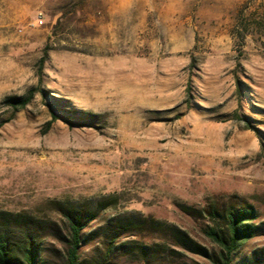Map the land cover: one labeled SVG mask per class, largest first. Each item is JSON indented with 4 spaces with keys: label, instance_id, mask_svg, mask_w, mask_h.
<instances>
[{
    "label": "rangeland",
    "instance_id": "obj_1",
    "mask_svg": "<svg viewBox=\"0 0 264 264\" xmlns=\"http://www.w3.org/2000/svg\"><path fill=\"white\" fill-rule=\"evenodd\" d=\"M100 203L80 264H217L230 207L264 264V0H0V214L67 264L58 209Z\"/></svg>",
    "mask_w": 264,
    "mask_h": 264
},
{
    "label": "trees",
    "instance_id": "obj_2",
    "mask_svg": "<svg viewBox=\"0 0 264 264\" xmlns=\"http://www.w3.org/2000/svg\"><path fill=\"white\" fill-rule=\"evenodd\" d=\"M33 97L34 94L30 93L24 98L11 97L7 102L12 108L19 111L25 108ZM108 206L106 203H100L97 209L60 206L58 211L67 234V237H63L67 264H80L79 251L82 244L86 242L84 232L89 224L98 218L100 210ZM210 214L214 225L209 227L206 233L219 249V257H215L216 262L217 264H231V258L238 248L248 241L256 231V225L253 222L256 213L251 208L230 207L223 211L214 210ZM125 226L136 228L137 224L131 223ZM100 230L104 231L105 228H100L98 232ZM36 233L31 224L25 220L0 214V264H38L41 246ZM124 234L126 231L120 236ZM170 235L178 244L191 248L188 238L179 237L174 233ZM100 236H102V246H104L107 256L120 249L115 245L117 237L112 232H104ZM138 251L146 255L144 249ZM123 253L129 254L127 251ZM136 253H138L137 250Z\"/></svg>",
    "mask_w": 264,
    "mask_h": 264
},
{
    "label": "bare ground",
    "instance_id": "obj_3",
    "mask_svg": "<svg viewBox=\"0 0 264 264\" xmlns=\"http://www.w3.org/2000/svg\"><path fill=\"white\" fill-rule=\"evenodd\" d=\"M5 152H6V151H3V153H5ZM5 154H6V153H5ZM7 154H9V152H8ZM7 154H6V155H7ZM22 157H23V156H22ZM22 157H21V158H22Z\"/></svg>",
    "mask_w": 264,
    "mask_h": 264
}]
</instances>
